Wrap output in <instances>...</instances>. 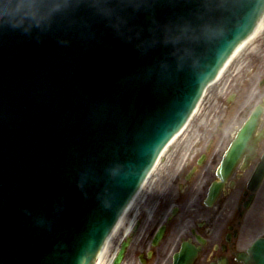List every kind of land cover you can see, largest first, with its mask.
I'll return each instance as SVG.
<instances>
[{
  "label": "water",
  "instance_id": "95a60500",
  "mask_svg": "<svg viewBox=\"0 0 264 264\" xmlns=\"http://www.w3.org/2000/svg\"><path fill=\"white\" fill-rule=\"evenodd\" d=\"M263 9L264 0H0V264H92ZM259 171L256 184L264 162ZM249 253L264 264V241ZM194 254L183 244L174 264Z\"/></svg>",
  "mask_w": 264,
  "mask_h": 264
},
{
  "label": "flooded vegetation",
  "instance_id": "af4514ba",
  "mask_svg": "<svg viewBox=\"0 0 264 264\" xmlns=\"http://www.w3.org/2000/svg\"><path fill=\"white\" fill-rule=\"evenodd\" d=\"M214 146L210 141L206 145L196 144L188 156L182 161L180 171L173 179L184 178L183 190L192 195L205 196L208 182L213 178L214 164L221 158L225 147ZM263 149L259 146L256 157L246 167L238 165L225 190L221 193L214 205L206 206L203 200L193 201L184 210L183 194H178L174 199L176 211L170 221L165 222L171 213L167 200L159 202L151 214L148 203L141 208L137 207V218L132 223L130 230L129 249L127 256L135 259L139 264H161L171 259L173 244L177 239H186L201 248L194 264H244L239 259V254L244 252V241L249 232L246 227V219L249 209L244 208L250 193L246 192V186L240 183L247 179ZM204 155L203 164L198 166L194 173L188 177L187 173L197 165ZM182 190V191H183ZM186 213V214H185ZM164 225L163 238L156 247H151L154 234L160 226ZM184 235L183 237H181ZM152 251V257H147V252ZM142 262V263H141Z\"/></svg>",
  "mask_w": 264,
  "mask_h": 264
},
{
  "label": "rangeland",
  "instance_id": "374dc122",
  "mask_svg": "<svg viewBox=\"0 0 264 264\" xmlns=\"http://www.w3.org/2000/svg\"><path fill=\"white\" fill-rule=\"evenodd\" d=\"M253 68L255 72L251 73ZM262 78H264V30L237 54L221 78L207 89L191 121L172 145L169 146L159 165L149 177L138 204L145 197V203L147 204L151 196L148 203L150 209L158 206L163 199L167 200L168 206L172 205L174 199L181 193L176 184L177 181L169 180L171 174H167V167L173 162L172 158L175 157V153V162H177L186 155V151L195 142L205 143L209 139H213L226 144L232 132L247 116L246 108L250 104L255 105L263 98L264 87H258V83ZM228 99L232 100L229 101ZM148 188L152 190L150 194L145 192ZM199 197V195H192L189 198V194L183 190L184 210L187 205L193 204V201L198 202ZM136 211L137 208L135 206L128 220L131 219ZM246 221V227L249 228V232L244 241L245 246L264 234V182L257 193ZM121 231L122 226L113 236L103 264H108L112 250L123 234ZM164 262H161V264H164ZM122 264L137 263L129 256Z\"/></svg>",
  "mask_w": 264,
  "mask_h": 264
},
{
  "label": "bare ground",
  "instance_id": "6f19581e",
  "mask_svg": "<svg viewBox=\"0 0 264 264\" xmlns=\"http://www.w3.org/2000/svg\"><path fill=\"white\" fill-rule=\"evenodd\" d=\"M263 30H264V19H261L260 21H259V24H258V27H257V30H254V32L252 33V35L247 39V40H245L244 41V44H241V46L240 47H238L237 48V50H236V52L233 54V57L236 55V53L237 52H239L245 45H247V43L250 41V40H252L253 38H255L260 32H263ZM232 57V58H233ZM232 58H230L229 59V62L232 60ZM229 63H227L226 64V67H227V65H228ZM226 67H225V69H226ZM225 69H223L221 72H220V74H219V76L221 75V73H223V71L225 70ZM174 142V141H173ZM172 142V143H173ZM171 143V144H172ZM125 218V217H124ZM124 218H122V219H120L119 221H118V224H117V229L121 226V224L123 223V221L125 220ZM116 229V230H117ZM128 231V227L127 228H125V233ZM109 244V243H108ZM107 247H108V245L106 244V246H105V249H103V251H101V253L99 254V257H98V260H97V263L96 264H103L104 262H105V256L107 255ZM110 260H111V258L109 259V261H108V264L110 263Z\"/></svg>",
  "mask_w": 264,
  "mask_h": 264
}]
</instances>
